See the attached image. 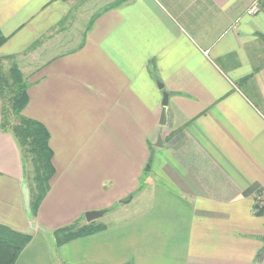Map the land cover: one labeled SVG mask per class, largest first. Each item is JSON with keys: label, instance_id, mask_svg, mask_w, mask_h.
I'll use <instances>...</instances> for the list:
<instances>
[{"label": "crops", "instance_id": "1", "mask_svg": "<svg viewBox=\"0 0 264 264\" xmlns=\"http://www.w3.org/2000/svg\"><path fill=\"white\" fill-rule=\"evenodd\" d=\"M94 1L78 23L69 0H0L54 170L29 216L0 127V224L30 235L14 264H264V0ZM91 211L129 217L60 243Z\"/></svg>", "mask_w": 264, "mask_h": 264}, {"label": "trees", "instance_id": "2", "mask_svg": "<svg viewBox=\"0 0 264 264\" xmlns=\"http://www.w3.org/2000/svg\"><path fill=\"white\" fill-rule=\"evenodd\" d=\"M3 40L4 37L0 36V44ZM2 58L0 57V97L2 99L0 127L12 134L23 158L28 189L27 211L29 216L34 217L49 190L54 171L51 162L52 151L49 147V133L41 123L22 114L28 101L26 83L17 66L11 67L9 77L3 73ZM11 116L16 118V123L11 124ZM27 166L30 168L29 172ZM148 168L149 163L143 173L146 174ZM261 194L264 199V192ZM254 209L255 214L264 215V201L261 205L260 202L256 203ZM98 227L101 226L97 224L92 227L89 223L83 225L74 223L62 229L60 233L63 234V238L59 242L64 243L71 238L89 234ZM29 240L30 235L0 224V264H14Z\"/></svg>", "mask_w": 264, "mask_h": 264}, {"label": "rangeland", "instance_id": "3", "mask_svg": "<svg viewBox=\"0 0 264 264\" xmlns=\"http://www.w3.org/2000/svg\"><path fill=\"white\" fill-rule=\"evenodd\" d=\"M71 1V3L73 4L72 8V12H70V16L68 18V20L70 19L71 21H73V19H75L78 23L82 22V23H87L88 19L90 20V16L92 13H94L93 11H95L96 9L98 10L99 8H95V9H91L90 6L93 4H96L97 2L94 0H69V2ZM83 13V16H80V14ZM87 15V16H86ZM92 17V16H91ZM2 63H4L2 69H4V74L8 77L9 76V72H8V66H9V62L8 61H2ZM10 122L11 124L16 123V118L14 116L10 117ZM29 166H27V171L29 172ZM146 178V177H145ZM264 199L261 198V202H263ZM260 199L257 198L255 200V204L259 203ZM122 203V202H121ZM127 211L125 212H116L115 216L113 215V213H110L109 215H106L104 217H97L94 218L93 220H91L89 223L90 226H96L97 224H105L107 222L110 221H117V220H121L123 217H129V215L126 214ZM125 214V215H124ZM85 218V215H84ZM86 223V224H87ZM261 256L264 257V251L261 252ZM261 257V258H263ZM260 259V258H259ZM262 259L260 260V262L262 263Z\"/></svg>", "mask_w": 264, "mask_h": 264}, {"label": "water", "instance_id": "4", "mask_svg": "<svg viewBox=\"0 0 264 264\" xmlns=\"http://www.w3.org/2000/svg\"><path fill=\"white\" fill-rule=\"evenodd\" d=\"M160 88H161V85L159 84L158 85ZM163 95V98H162V110H161V114H160V118H159V123L161 125H164L165 124V118H166V104H167V93L166 92H163L162 93ZM158 146H162V142L160 140V138L158 139ZM26 188H27V185H26ZM27 194H28V189H27ZM27 202H28V195H27ZM102 215V212L101 211H91V212H87L85 213V220L87 222H90L91 220H93L94 218H97V217H100Z\"/></svg>", "mask_w": 264, "mask_h": 264}, {"label": "built area", "instance_id": "5", "mask_svg": "<svg viewBox=\"0 0 264 264\" xmlns=\"http://www.w3.org/2000/svg\"><path fill=\"white\" fill-rule=\"evenodd\" d=\"M257 5L256 4H253V5H251L248 9H247V11H246V13H248V14H254L256 11H257ZM257 198H259L260 200H261V198H262V194L261 193H258L257 194V196H256ZM262 204V202L260 201V205Z\"/></svg>", "mask_w": 264, "mask_h": 264}]
</instances>
